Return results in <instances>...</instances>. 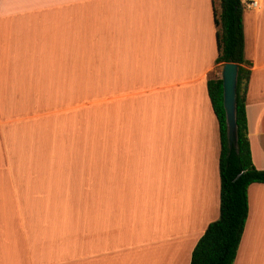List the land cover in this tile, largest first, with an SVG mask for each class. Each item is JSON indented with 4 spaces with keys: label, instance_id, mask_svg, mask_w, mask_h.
I'll list each match as a JSON object with an SVG mask.
<instances>
[{
    "label": "crops",
    "instance_id": "obj_1",
    "mask_svg": "<svg viewBox=\"0 0 264 264\" xmlns=\"http://www.w3.org/2000/svg\"><path fill=\"white\" fill-rule=\"evenodd\" d=\"M215 2L0 0V264H189L218 217ZM240 4L250 160L264 170V0ZM167 90L162 140L120 142L124 101ZM246 203L232 264H264V184Z\"/></svg>",
    "mask_w": 264,
    "mask_h": 264
},
{
    "label": "trees",
    "instance_id": "obj_2",
    "mask_svg": "<svg viewBox=\"0 0 264 264\" xmlns=\"http://www.w3.org/2000/svg\"><path fill=\"white\" fill-rule=\"evenodd\" d=\"M212 5L215 29V65H237L235 82V145L228 148L219 78L208 79L206 94L218 129V217L209 223L194 245L189 264H232L243 231L246 189L264 184V170H256L250 160L244 102L250 63L243 56L242 7L240 0H217Z\"/></svg>",
    "mask_w": 264,
    "mask_h": 264
},
{
    "label": "rangeland",
    "instance_id": "obj_3",
    "mask_svg": "<svg viewBox=\"0 0 264 264\" xmlns=\"http://www.w3.org/2000/svg\"><path fill=\"white\" fill-rule=\"evenodd\" d=\"M215 1L216 2L214 6L217 9V0ZM217 76L220 78V68H216L215 71L211 72L209 78L212 79L216 78ZM130 86L135 87L137 85ZM177 94L178 93L174 90H167L147 95L144 100H148V104H146V102H143L142 106L140 107L138 106V103H136L135 98L129 97L128 99H126L120 108V125L119 130L116 131V133L119 134V137L117 139H119L120 142H130L128 145L130 148L137 147L133 146L131 141L137 140L139 136H143V138L150 137L152 139L156 137L158 139L160 137L162 140V131H157L153 125L156 124V116L163 114V109L165 110V108L163 107V100ZM144 106H146V108H143ZM136 112L139 113V117L143 121V123H146L145 130L143 129V127L141 128V131L136 128L134 122V115ZM148 120L152 122H148Z\"/></svg>",
    "mask_w": 264,
    "mask_h": 264
},
{
    "label": "water",
    "instance_id": "obj_4",
    "mask_svg": "<svg viewBox=\"0 0 264 264\" xmlns=\"http://www.w3.org/2000/svg\"><path fill=\"white\" fill-rule=\"evenodd\" d=\"M237 65L224 63L220 68L222 108L225 120L227 146L235 145V82Z\"/></svg>",
    "mask_w": 264,
    "mask_h": 264
},
{
    "label": "built area",
    "instance_id": "obj_5",
    "mask_svg": "<svg viewBox=\"0 0 264 264\" xmlns=\"http://www.w3.org/2000/svg\"><path fill=\"white\" fill-rule=\"evenodd\" d=\"M256 6V2H250L249 4H248V7L249 8H253V7H255Z\"/></svg>",
    "mask_w": 264,
    "mask_h": 264
}]
</instances>
